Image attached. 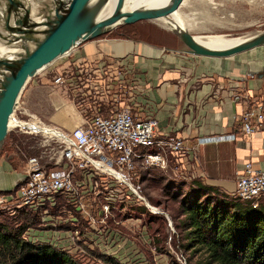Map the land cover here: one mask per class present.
<instances>
[{"label": "built area", "instance_id": "1", "mask_svg": "<svg viewBox=\"0 0 264 264\" xmlns=\"http://www.w3.org/2000/svg\"><path fill=\"white\" fill-rule=\"evenodd\" d=\"M76 67L52 70V82L66 84L81 107L80 122L72 129L62 130L15 106L11 115L16 110L24 114L27 125L11 128L37 135L40 150L25 159L12 188L0 193V209L8 215L22 210L36 215V230L48 237L42 242L70 257L96 253L113 258L129 254L132 246L119 226L134 234L139 227L140 239H145L149 216L168 220L167 212L140 195L137 185L156 169L166 171L169 163L173 170L186 169L198 145L231 141L234 134L201 136L190 145L178 136L158 135L153 118L137 115L121 99L127 69L105 61L88 78ZM101 102L106 111L96 106ZM237 123L245 137L264 128V99L251 101ZM231 197L256 207L264 198V170L243 162ZM25 223L27 235L36 226L27 218ZM27 240L35 242L28 235Z\"/></svg>", "mask_w": 264, "mask_h": 264}, {"label": "crops", "instance_id": "2", "mask_svg": "<svg viewBox=\"0 0 264 264\" xmlns=\"http://www.w3.org/2000/svg\"><path fill=\"white\" fill-rule=\"evenodd\" d=\"M140 22L131 24L130 38L106 34L73 47L51 70L65 67L70 71L77 64L76 68L82 67L89 78L102 62L117 61L127 69L122 101L132 104L137 115L153 118L156 134L178 136L190 145L197 137L233 133L231 141L198 145L196 152L190 154V162L185 163L186 169L177 167L179 173L190 179L188 185L199 184L208 187L210 193L231 195L243 162L249 161L253 168L264 170V128L245 137L237 123L238 115L251 101L264 99V59L253 53L238 64L232 56L192 55L184 51L174 35L164 34L148 23L138 25ZM27 83L20 96L25 105L34 107L37 93L34 87L28 89ZM54 93L55 97L44 100L48 108H34L31 114L62 130H70L80 122L81 107L70 97L55 90ZM57 100L60 104H56ZM62 104L70 111L66 120L55 115ZM96 106L100 111L107 110L104 102ZM9 155L4 152L0 158V189L8 188V180L14 182L20 171L12 165ZM170 166L171 163V169Z\"/></svg>", "mask_w": 264, "mask_h": 264}, {"label": "rangeland", "instance_id": "3", "mask_svg": "<svg viewBox=\"0 0 264 264\" xmlns=\"http://www.w3.org/2000/svg\"><path fill=\"white\" fill-rule=\"evenodd\" d=\"M180 13L187 17L189 16L187 19L195 22L194 30L191 31V34L194 36L226 34L224 36L236 37L264 29V0H187V3L181 7ZM147 23L164 34L169 33L174 35L161 22L155 21V25L152 22L143 20L138 25H147ZM106 34L113 35L115 33L112 31ZM104 35L101 36L103 37ZM253 53H258L259 57L264 59V45L254 50H248V52L244 51L234 54L232 57L240 64L239 61L244 63L246 58H248L247 56ZM60 59L56 58L50 65L45 66L28 81V89L29 87H34V92L37 93L35 95L36 98L33 99L35 106L28 107L25 105L23 96L21 95L17 100V109L23 107L27 113H31L35 110L34 108H48L44 100L49 101V97H55L54 90L65 98L70 97L66 84L56 85L52 82L54 71L51 68L52 66L55 67L60 62ZM56 104H60V100H57ZM59 107L61 110L55 113V115H58L62 120L68 119L66 113L69 114L70 111H68L67 105L62 104ZM15 114V119L20 122L22 121L19 119L24 120L27 118L17 110ZM9 132L14 133L18 139L28 142L29 145L26 148H31L33 154H39V137L37 135L29 134L18 128H9L7 133ZM4 144L3 142L0 147V158H3L1 155L4 152L8 155L10 154V159L13 162L12 165L15 164V168L20 170L25 161L23 156L21 159H16V156L12 152L7 151V146ZM16 176L14 175V177ZM7 180L5 179V182ZM189 181L190 179L185 174L168 167L166 171L158 169L152 171L151 178L137 185L140 195L149 203L158 205L162 210L167 212L168 220L162 215H155L156 218L152 219L150 224L144 225V232L147 235V238L144 236L145 239H140L139 227L135 228L134 234L128 232L126 228L119 226L120 230L126 234L124 237L132 241V246L129 254L120 253L115 257L112 256L115 264H191L197 262L206 264V254L203 249L191 251L193 247L187 248L184 246L187 241L186 233L188 230L183 224L185 221V211L183 208L186 207L189 201L194 200L202 203L205 199L203 195L199 196L194 193L195 186L188 185ZM13 183L11 179L8 180L7 184L9 187L0 190L11 189ZM135 211L139 212L140 208H136ZM0 222L13 224L14 221L6 219L5 215L0 214ZM135 223L140 225L138 222ZM32 226H36V222ZM36 228L37 226L29 228L27 235L30 238L32 236L35 242L43 243V240L48 239V237L43 235L46 232H38ZM35 233L37 235H34ZM27 235L22 232V238L25 241H28ZM77 256L81 257L79 259L83 263L97 264L95 262L96 257H93L91 254H80ZM1 264H7V262Z\"/></svg>", "mask_w": 264, "mask_h": 264}, {"label": "water", "instance_id": "4", "mask_svg": "<svg viewBox=\"0 0 264 264\" xmlns=\"http://www.w3.org/2000/svg\"><path fill=\"white\" fill-rule=\"evenodd\" d=\"M108 0H0V147L8 131L7 121L27 81L73 47L104 35L119 25L137 21L171 22L187 0H173L154 8L124 7L115 0L106 15ZM166 27V26H165ZM186 53L197 56L229 57L264 45V29L242 35L225 48H209L196 42L186 28L170 29ZM226 35V34H223Z\"/></svg>", "mask_w": 264, "mask_h": 264}, {"label": "trees", "instance_id": "5", "mask_svg": "<svg viewBox=\"0 0 264 264\" xmlns=\"http://www.w3.org/2000/svg\"><path fill=\"white\" fill-rule=\"evenodd\" d=\"M130 27L131 24L119 25L110 32L130 38ZM3 142L7 151L12 152L16 159L23 156L25 160L34 155L31 148H26L29 143L18 139L12 132L6 134ZM193 191L205 199L202 203L189 201L183 208V224L188 230L184 246L193 247L191 251L203 249L206 264H264V198L253 208L248 203L235 201L227 193H210V189L203 185L195 184ZM0 214L14 221L13 224L0 222V264H86L79 259L81 257H70L60 248L25 241L22 238V232L27 226L25 219L34 224L37 221L36 215L25 210L8 215L1 209ZM154 218L149 216L146 224H150ZM91 255L96 257L97 264H115V260L110 257L96 253Z\"/></svg>", "mask_w": 264, "mask_h": 264}, {"label": "bare ground", "instance_id": "6", "mask_svg": "<svg viewBox=\"0 0 264 264\" xmlns=\"http://www.w3.org/2000/svg\"><path fill=\"white\" fill-rule=\"evenodd\" d=\"M173 0H124V7H130V6H134V5H143V6H150V7H154V8H160V7H166L168 6ZM115 0H108L105 4V6L103 7L102 11H101V15H106L109 12H111V10L113 9ZM186 14V13H184ZM187 15V14H186ZM189 17V16H188ZM187 16L183 15L182 13H178L175 16H173V21L168 22H162L164 24V26L173 29V28H178V27H183L186 28L187 31L191 34V31L194 30L195 27V22L191 21ZM194 40L196 42H198L199 44L209 47V48H225L228 46H231L235 43H237L238 41H240L243 36L239 35L236 37L233 36H224V35H211V36H194L192 35ZM6 52L5 47L0 46V54H4ZM16 117H14L13 115H10L7 121V126L8 128L11 127H23L26 124V122L22 119V122L18 121L15 119Z\"/></svg>", "mask_w": 264, "mask_h": 264}]
</instances>
